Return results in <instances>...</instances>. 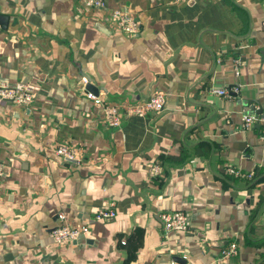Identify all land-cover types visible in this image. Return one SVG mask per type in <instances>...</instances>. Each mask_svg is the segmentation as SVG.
Masks as SVG:
<instances>
[{
    "label": "crops",
    "instance_id": "crops-1",
    "mask_svg": "<svg viewBox=\"0 0 264 264\" xmlns=\"http://www.w3.org/2000/svg\"><path fill=\"white\" fill-rule=\"evenodd\" d=\"M116 8L139 34L115 28ZM1 16L0 83H29L35 98L0 105V264H264V117L243 104L264 108V0H0ZM156 91L162 113L106 124L101 101ZM62 143L83 161L58 155ZM111 203L116 217L96 219ZM174 210L190 231L164 229ZM60 213L87 233L57 244ZM232 242L238 255L223 258Z\"/></svg>",
    "mask_w": 264,
    "mask_h": 264
},
{
    "label": "built area",
    "instance_id": "built-area-1",
    "mask_svg": "<svg viewBox=\"0 0 264 264\" xmlns=\"http://www.w3.org/2000/svg\"><path fill=\"white\" fill-rule=\"evenodd\" d=\"M82 4L89 8H100L106 6V0H80ZM109 20L115 25V28L122 30L129 35L140 33L141 25L135 14L131 11L116 8L112 9L109 15ZM241 58L235 59L234 69L239 73ZM214 93L228 97L229 91L226 88H215ZM87 96L93 100H100L93 92H87ZM34 89L29 83L18 82L10 85L6 82L0 83V105L13 102L16 104L30 105L34 102ZM167 94L164 91H156L145 100L123 102H106L101 101L105 122L108 126L119 127L124 119L131 116L146 117L150 113L160 114L166 108ZM256 121L254 116L246 115L244 126H251ZM56 153L68 161L80 163L83 161L79 155V150L73 144L62 143L56 148ZM155 176H162L163 166L160 162H156L152 168ZM228 174L237 177H245L253 179L254 172H243L241 169L234 166H229ZM5 174V164L0 161V177ZM117 211L114 203L109 206L100 207L95 215L98 220H107L116 217ZM59 219L61 224L53 228L50 232L53 240L59 245H66L78 241L88 231L86 225H72L68 222L66 214L60 213ZM164 229L169 231H190L191 220L186 212L181 210L167 211L161 214ZM239 253L237 243L232 242L222 250L223 258H232Z\"/></svg>",
    "mask_w": 264,
    "mask_h": 264
},
{
    "label": "water",
    "instance_id": "water-1",
    "mask_svg": "<svg viewBox=\"0 0 264 264\" xmlns=\"http://www.w3.org/2000/svg\"><path fill=\"white\" fill-rule=\"evenodd\" d=\"M1 22L3 23V21H5V18L3 16H1L0 18ZM87 80H89V77L87 76ZM87 89L90 91V92H93L95 95H98L99 94V88L94 84L92 83L90 80L88 81V84H87ZM131 101H138L137 99H133L131 98ZM253 103H256V104H260V102L258 100H245L243 102L244 106L248 107L249 109L255 111L258 115H260L261 117H264V108L262 106H260L258 109L256 108V105L253 104ZM179 261L181 262H184L185 260L178 256L177 258Z\"/></svg>",
    "mask_w": 264,
    "mask_h": 264
},
{
    "label": "trees",
    "instance_id": "trees-1",
    "mask_svg": "<svg viewBox=\"0 0 264 264\" xmlns=\"http://www.w3.org/2000/svg\"><path fill=\"white\" fill-rule=\"evenodd\" d=\"M205 152H207V149H206V148H205V150H204V153H205ZM183 154H184V153H183ZM184 157H186V154L181 155V157H166L165 159H166V160H171V161L173 160V161L175 162V161H178V160H182V161H183V160H184Z\"/></svg>",
    "mask_w": 264,
    "mask_h": 264
}]
</instances>
